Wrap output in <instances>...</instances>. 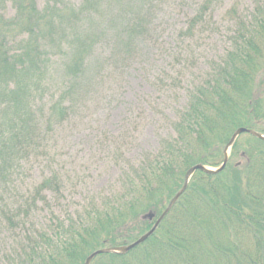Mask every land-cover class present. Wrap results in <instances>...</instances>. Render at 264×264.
Segmentation results:
<instances>
[{"label": "trees", "instance_id": "1", "mask_svg": "<svg viewBox=\"0 0 264 264\" xmlns=\"http://www.w3.org/2000/svg\"><path fill=\"white\" fill-rule=\"evenodd\" d=\"M7 1L0 0V5ZM11 1L16 16L0 15V223L13 245L2 250L0 264H84L98 249L130 244L154 226L155 219L145 215L163 213L191 167H219L225 147L241 127L264 134V0H260L247 23L245 16L235 19L231 46L189 92L172 124L176 140L163 141L153 159L146 153L144 162L126 170L119 193L94 200L91 208L65 218L52 210L46 195L48 190L61 193L64 188L55 174L17 198L20 187L11 186L21 182L17 176L24 160L31 151L38 153L46 146L47 132L71 109L64 106L66 99L57 101L48 116V129L40 136L41 123L32 104L44 82L47 38L54 42V30L61 32L56 44L67 46L69 89L74 99L84 98L93 71L88 58L98 42L92 25L122 5L102 6V13L95 16L108 0H83L80 7L65 1L56 7L60 2L54 0L43 10L35 0ZM213 1L207 0L199 9L190 28L207 25L202 11ZM139 13L134 5L132 18L116 13L107 24L125 33L121 44L141 47L148 39L143 37L150 31L148 20H140ZM68 25L75 28L66 33ZM24 33L25 38L12 41ZM180 37H185L183 32ZM142 52L133 57L140 59ZM100 63L103 68V60ZM12 191L6 201L3 193ZM41 211L47 212L43 223L37 221ZM91 264H264V139L241 134L225 168L217 173L196 171L145 242L127 253L100 254Z\"/></svg>", "mask_w": 264, "mask_h": 264}, {"label": "rangeland", "instance_id": "2", "mask_svg": "<svg viewBox=\"0 0 264 264\" xmlns=\"http://www.w3.org/2000/svg\"><path fill=\"white\" fill-rule=\"evenodd\" d=\"M53 1L34 2L43 10ZM58 1L60 5L56 4V7L62 6L63 1L75 7L83 3V0ZM119 1L108 0L94 13L99 16L102 6L115 2L122 5L119 11L92 25L98 42L88 58L93 71L92 78L86 80H90L87 84L89 92L84 98L74 99L69 89L72 85L65 69L67 46L56 44L61 32L54 30V42L47 38L44 45L47 66L44 82L32 104L41 123L38 126L40 136H44L48 129V116L57 101L66 99L64 106H71V109H68L70 113L65 120L54 124V128L47 132L46 146L38 153L31 151L32 155L24 160L20 169L23 171L17 176L21 182L17 181L18 185L11 187H20V193L15 195L18 198L27 195V190L45 177L55 174L62 178V194L55 190L46 192L52 210L61 218L70 214L75 216L77 211L91 208L94 200L99 202L111 193H119L126 170L144 162L146 153L150 152L153 159L163 141L176 140L177 133L172 124L185 107L189 92L231 46L230 35L235 19L245 16L247 23L260 2L215 0L208 10L202 11L207 25L199 23L190 28L191 19L200 13L199 9L207 0ZM134 5L140 11L138 18L148 20L150 28L143 36L148 39L141 47L121 44L123 38L120 37L125 33L119 34L114 28L107 27L115 20L116 13L132 18ZM0 7V15L5 18L17 14V7L11 0ZM68 26L66 33L75 28ZM103 26L106 28L101 32ZM181 32L184 38L180 37ZM25 37L24 33L13 37L12 41ZM140 49L143 51L141 58L138 55L133 57ZM68 89L69 96L66 94ZM13 195V191L3 193L6 201H10ZM46 214L41 211L37 221L46 222ZM12 245L10 233L0 223V256L2 250Z\"/></svg>", "mask_w": 264, "mask_h": 264}, {"label": "water", "instance_id": "3", "mask_svg": "<svg viewBox=\"0 0 264 264\" xmlns=\"http://www.w3.org/2000/svg\"><path fill=\"white\" fill-rule=\"evenodd\" d=\"M243 132H250L251 134L259 137V138H262L264 139V135L254 131V130H251V129H247V128H239L235 134L233 135V137L231 138L230 142L228 143L226 149H225V157H224V162H223V165L218 168V169H212V168H208L206 167L205 165H202V164H197L193 167H191L187 173V176H186V182L183 186V188L177 193V195L173 198V200L170 202V204L168 205L167 209L162 213V215L157 219L154 227L148 231L146 234H144L143 236H141L138 240H136L134 243L132 244H129V245H126V246H120V247H115V248H104V249H99L97 251H95L94 253H92L85 261V264H91L92 260L99 254H103V253H109V252H119V253H126L128 251H130L131 249H133L134 247H136L137 245L141 244L142 242H144L146 239H148L150 237V235H152V233L154 232V230L156 229V227L158 226V224L160 223V221L166 216V214L170 211V209L174 206V204L176 203V201L179 199V197L181 196V194L185 191L187 185H188V182H189V179L190 177L197 171V170H201V171H204V172H207V173H216V172H219L221 171L227 161H228V151H229V148L233 145V143L235 142L236 138ZM148 217L150 218H153L154 217V214L153 213H150L147 215Z\"/></svg>", "mask_w": 264, "mask_h": 264}]
</instances>
